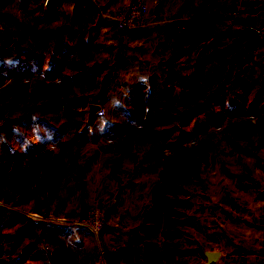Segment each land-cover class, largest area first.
Segmentation results:
<instances>
[{"label": "rangeland", "instance_id": "1", "mask_svg": "<svg viewBox=\"0 0 264 264\" xmlns=\"http://www.w3.org/2000/svg\"><path fill=\"white\" fill-rule=\"evenodd\" d=\"M261 1L264 2V0ZM72 5V1L67 0L56 9H51L47 6L46 0H0V124L7 116L12 118L7 129L0 132V264H41L51 261L54 257L63 262L67 261L68 264H102L105 258L101 235L97 238L86 226L81 225L82 234H91L85 244L83 243L85 239H80L77 231L76 236L73 234V226L77 228L80 224L75 222V225L64 226L59 224L62 221L58 218L61 188L73 180L79 187L82 177L81 165L75 164L78 157L71 146L77 133L82 131L88 123L90 103L98 102V99L97 101L94 99L95 95H88V92L87 102L84 104L73 97L82 92L79 85L72 84V77L77 71L74 68L75 60H81L77 44L82 31L95 22L97 16L95 12L86 10L84 14L75 18ZM244 5H246V12H240L238 36L227 40L225 38L227 34L217 28L218 31L213 32L214 39L209 40L207 47L209 50L205 51L206 60L212 53L215 57L212 65L218 66L212 78L211 87L205 88L206 92L215 88L220 77H224V73H231L230 78H225L228 87L224 90V97L222 96L227 99L229 106L237 96L245 97L250 101L255 97L258 89L264 86V11L257 15L256 11L249 9L248 0H244ZM203 21L198 22L202 25L210 23V20L205 21L207 23ZM247 26L257 27L260 32L257 40L249 46V50L241 54V49L246 46V38L249 39V36H244L243 33ZM204 27L207 29L206 26ZM199 30L203 37L206 33H203V26H200ZM206 31L209 33L210 29ZM65 44L68 46L69 55L73 54V58L76 59H69L60 77L48 78L47 68H49L50 60L59 53V51L55 53L54 47L58 45L61 50ZM195 48L192 55H188L176 64L175 77L178 76V78L173 81L172 89L166 91L163 100L179 101L186 82L191 75L193 76L195 72L198 73L197 70L201 69L197 57L203 44ZM30 53L35 56H30ZM40 62L43 65L41 67L38 65ZM234 62H237L235 69H238L235 73L232 70L235 66ZM89 68L92 67L89 66ZM184 68L186 70H183ZM209 70L210 68L207 72ZM92 71L94 74L95 70L92 69ZM101 72L95 73L97 87H102ZM183 73L190 75L187 76L188 79L181 78ZM234 77L239 78L237 84ZM164 78L165 74L162 76L161 83ZM123 92H118L119 102L122 101ZM262 93L261 106L264 104V90ZM117 100L114 99V102ZM158 102L159 100L153 104V107ZM199 102L209 104V109L200 113L196 112L184 124V130L191 134L182 147L192 150L191 153L196 158L202 154L201 150L204 155L200 161L196 160V167L189 181H178L186 191L177 189L181 192L173 194L188 202V205L177 207L180 212L179 216L175 217L177 219L175 225L179 228V232L173 240L178 254L191 253L188 250L195 248L196 243L199 248L200 245L202 246L200 240L191 233V225L195 224L192 220L196 217L195 214L215 200L212 199V192H215L217 180L212 173L213 165H220L221 169L230 175L232 171L228 165L232 164L234 159L229 161L228 152L238 151L249 157L255 151L244 143L254 137L256 132L264 134V108H260V111L255 113L238 115L240 119L246 117L255 124L252 127L254 133L250 137L240 138L226 130L227 121L233 116L225 117L224 122H208L207 118L211 113L217 115L220 112L221 108L216 100ZM102 105L105 112L101 116L108 117V107L104 103ZM117 107L115 104L114 109L117 110ZM80 110H85V113L83 111L80 114ZM78 120L81 121L78 122ZM175 122L177 121L161 127L172 126L176 124ZM101 126L102 121L99 119L94 123L93 129L97 127V130H100ZM178 134L177 132L172 134L168 147L175 142ZM207 137H210V144L203 149L200 148L202 139ZM141 142L145 145L148 143L144 137ZM39 147L41 152L48 149L46 156H33L34 158H26L22 162L14 159L15 153L26 155L25 153ZM170 150L166 148L155 155L161 159ZM260 158L262 159V155L254 159L257 161ZM61 169L63 171H60ZM256 185H259L258 181ZM85 215L86 213L82 217ZM186 233L191 237H188ZM19 236L21 240L17 246ZM77 240L80 242L77 243ZM168 251L169 248H167Z\"/></svg>", "mask_w": 264, "mask_h": 264}, {"label": "crops", "instance_id": "2", "mask_svg": "<svg viewBox=\"0 0 264 264\" xmlns=\"http://www.w3.org/2000/svg\"><path fill=\"white\" fill-rule=\"evenodd\" d=\"M70 1L74 9L76 1ZM131 1L95 0L103 23L97 25L96 22L87 37L99 46L92 60L86 63L87 67L101 70L102 78L110 74L105 90L96 86L88 95L102 94L103 103L108 107L107 116L111 118L115 104H127L134 83L147 82L159 71L162 60L171 50L200 39V26L203 31L210 29L212 32L219 28L227 34V40L235 39L240 31V12H246L244 0H148L150 11L144 28L122 34L111 28L106 17ZM248 5L257 15L264 11L261 0H248ZM199 20L204 23L210 20V23L202 25ZM121 91L124 94L119 102L117 96ZM130 132L110 137L102 133L100 135L104 136L83 147L79 160L80 186L77 187L73 180L60 190L58 218L62 222L59 224H80L78 220L91 205L104 204L107 220L100 236L105 253L102 264H142L150 254H158L159 264H210L205 252L219 251L220 244H225L229 253L211 264H264V242L258 244L264 227V195L259 193L264 189V134L256 132L244 143L255 151L249 157L238 151L228 152L229 161L234 159L228 165L232 171L230 175L220 165H213L212 173L217 180L215 192H212L215 200L195 214L198 219L192 218L195 224L191 225V233L202 246L199 248L196 243L195 248H189L191 253L178 254L174 240H166L163 234L162 158L150 153L149 143L127 144L124 139ZM258 155H262V159L256 161L254 158ZM81 225L73 226V234L78 233L86 244L91 234H82Z\"/></svg>", "mask_w": 264, "mask_h": 264}, {"label": "trees", "instance_id": "3", "mask_svg": "<svg viewBox=\"0 0 264 264\" xmlns=\"http://www.w3.org/2000/svg\"><path fill=\"white\" fill-rule=\"evenodd\" d=\"M75 1V18H77L78 15L84 14L86 10L95 12V15L97 16V18H95V22L90 24L86 30L82 31L80 41L77 44V49L80 51L79 55L81 60L73 58L74 56L69 57L68 46L66 44L61 47L62 51L59 49L58 45H56L54 47V51L55 53L59 51V53L51 58L49 68H47L48 76H46L51 79L60 77L64 73V70L70 61L69 59H76L74 68H76L77 71L75 72L74 77H72V84H74V86L79 85L82 88V92H80L78 96L75 95L73 97H76L74 99H78L81 104H84L87 102V92L96 87L97 75L95 76V73L98 74L101 72V70H95L93 68L90 69L89 67H86V63L92 60L99 48V46L94 42L88 41L87 37L90 34V31L94 28V24L96 22L97 25H100L103 22L99 16V8L97 7V4H92L88 0ZM205 32L207 33L208 31L204 30L203 33ZM206 33V36L204 35L197 42L193 43L195 46L191 44L188 46H179L171 50L167 57L162 60L159 71L152 75L147 82L141 80L134 83L129 96V102L124 106H118L117 110L114 109V114L112 116L113 118L95 116L91 121L88 120V123L83 127V130L78 132L75 136L74 139H77V141L74 140L73 145L71 146L72 149L76 151L78 157L75 160V164L79 163L83 152V147L88 142L104 136L100 135L102 133H107V137H110L112 135L131 130V134H129L127 138L124 139L125 142L128 144V142L132 143L134 141H141L143 140L144 136L146 142L150 144V153H158L161 152V150L170 148L171 150L169 153L161 159L162 168L160 170L162 197L161 205L165 214L163 234L166 240H171L178 235L179 228H177L175 225L177 223V219L175 217L179 216L180 211L177 207L188 205L186 200L173 196V194L176 192H181V190L177 189H183L182 191H186L184 188H182V184L178 181H189L191 173L195 170L196 160L197 162L198 160L200 161L201 157L204 155L201 150L202 154L200 157L196 158V156L191 153L192 150H187L182 147L183 143L191 134V132H186L184 130V124L187 123L189 118L193 117L196 112L200 113L209 109V104H204L199 101L216 100V103L220 105V112L217 115L215 113H211V115H209L207 118L208 122H224L225 117L233 116L232 119L227 121L226 130L232 135L235 134L234 136L240 138L250 137L254 133L252 127L255 124L251 119H247L246 117H244L245 119H240L238 115L243 116L247 113H255L256 111H260V108H264V104L261 106L263 103L261 98L263 95L262 91L264 90L263 85L258 89L257 94H255V97L250 101H248V99L245 97L237 96V98H235L236 100H234V102L237 101V103L234 104L233 102L232 105L229 106L226 102L227 99L223 98L224 90L228 87L225 83V78H230L231 76V73L228 72V74L224 73V77H220V81L217 82L215 88L206 92L205 88L211 87L212 78L217 72L218 68L217 64L212 65L215 62V57L212 53L206 60L205 53L207 52L208 43H210L209 40L214 39L213 32L209 31V33ZM247 40L248 39L246 38V41ZM83 43L84 45H82ZM200 44H203V48L198 52L197 59L198 62H200L201 69L197 70L198 73L195 72L193 76L191 75L189 81L186 82L185 86L182 88L179 101H175L176 99L163 100L166 91L172 89V85H174L173 81L178 78V76L175 77L177 74L176 64L182 61V59L188 55H192L196 49L195 47ZM245 50H249V47L245 46L244 49H241L240 53H245ZM30 56L34 57L35 55L30 53ZM71 62H73V60H71ZM236 63L237 62H234L235 66L232 68L234 73L238 70L235 69ZM38 65L39 67L43 66L41 65V62ZM210 65L212 66L210 67ZM205 66L206 68H204ZM209 68L210 70L207 72ZM92 69L95 70L94 74ZM183 70H186V68ZM234 73H232V76H234ZM164 74L165 78L163 79V83H161L162 76ZM187 76L190 75L183 73L181 78L188 79ZM234 78V81L237 84L239 82V78ZM219 96L221 98H217ZM103 97L104 96L102 94L95 95L94 99H96L95 101L98 99V102L102 104L104 101ZM215 97L216 99H214ZM157 100H159L158 104L153 107V104L156 103ZM192 105L195 106L192 107ZM83 111L85 113V110H80L79 113L82 114ZM99 119L102 121L100 130H97V127L96 129H93L94 123H96V121ZM80 121L81 120H78V122ZM172 121L177 122H175L176 124L169 127H161L162 125ZM175 132L179 133L177 139H175V142H172L170 147H168V143L172 139V134ZM160 141L162 143H160ZM155 142H157V144H154ZM209 144L210 137L203 138L200 143V148L203 149ZM128 147L129 149L131 148L130 146ZM47 151L48 149H46L44 152H41L39 147L36 150L25 153L26 155L15 153L14 159L22 162L26 158H34L33 156H46ZM60 171H63V169ZM59 177H61V175ZM20 240L21 239L19 236L16 242L17 246H19ZM79 242L80 241L77 240V243ZM157 255L158 254L148 255L142 264H159ZM41 264L68 263L67 261L63 262L59 258L54 257L51 261L42 262Z\"/></svg>", "mask_w": 264, "mask_h": 264}, {"label": "built area", "instance_id": "4", "mask_svg": "<svg viewBox=\"0 0 264 264\" xmlns=\"http://www.w3.org/2000/svg\"><path fill=\"white\" fill-rule=\"evenodd\" d=\"M150 4L148 0H132L115 9L107 16V20L112 29L122 34H132L144 28L148 21ZM104 106L101 104L97 110V116L103 115ZM107 220V208L101 203L91 205L84 217L78 220L80 224L86 226L97 238L101 235ZM264 242V227L258 238V244ZM220 256L229 253V248L225 244H220L218 248Z\"/></svg>", "mask_w": 264, "mask_h": 264}, {"label": "water", "instance_id": "5", "mask_svg": "<svg viewBox=\"0 0 264 264\" xmlns=\"http://www.w3.org/2000/svg\"><path fill=\"white\" fill-rule=\"evenodd\" d=\"M65 0H46V4L49 8L55 9L57 6L62 5ZM92 4H96L95 0H88ZM260 30L254 26H247L244 28V35L250 36L249 39L246 41V46L249 47L252 45L258 38ZM110 74L106 73L102 79V90H105L108 83H109ZM101 104L98 102H92L89 105V114L88 120L91 121L97 114V110L100 108ZM12 121L10 116H7L5 120L0 124V132L7 129L9 123ZM259 193L264 195V189H260ZM206 258L208 263H213L218 260L220 256L219 251L207 250L205 252Z\"/></svg>", "mask_w": 264, "mask_h": 264}]
</instances>
